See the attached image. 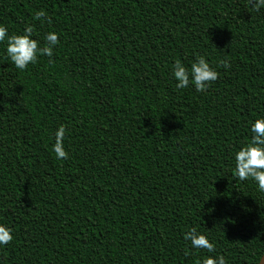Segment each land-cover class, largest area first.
I'll list each match as a JSON object with an SVG mask.
<instances>
[{
	"label": "trees",
	"instance_id": "obj_1",
	"mask_svg": "<svg viewBox=\"0 0 264 264\" xmlns=\"http://www.w3.org/2000/svg\"><path fill=\"white\" fill-rule=\"evenodd\" d=\"M44 9L51 23L33 20ZM45 47L25 70L0 44V264H258L264 192L233 154L264 116V8L247 0H0ZM203 55L218 79L176 89ZM227 63V67L224 66ZM63 124L68 158L51 145ZM195 227L215 252L189 250ZM185 253H188L187 255Z\"/></svg>",
	"mask_w": 264,
	"mask_h": 264
},
{
	"label": "clouds",
	"instance_id": "obj_2",
	"mask_svg": "<svg viewBox=\"0 0 264 264\" xmlns=\"http://www.w3.org/2000/svg\"><path fill=\"white\" fill-rule=\"evenodd\" d=\"M252 11L259 12L264 8V0H247ZM33 20L51 23V18L44 9L36 10ZM34 26L27 24L18 33H10L6 25L0 23V44L3 53L18 70H25L30 64L37 61L41 55L51 57L53 49L58 45V34L49 31L44 36L45 47H40L39 41L34 36ZM227 67V63L224 62ZM219 73L203 55H197L189 66L177 59L171 66V77L176 89H186L190 85L197 92H205L212 82L218 79ZM66 127L61 124L54 131L55 142L51 145L55 159H67L68 151L64 147ZM250 135L247 141L238 146L233 154L234 177L240 181L251 179L256 183L257 189L264 192V116L250 122ZM13 229L5 223H0V247H4L13 240ZM183 239L188 241L189 250H206L207 253L215 252V244L207 235L197 228H189L183 234ZM186 255L188 253H185ZM198 264H227L226 257L216 252L215 255H206L199 259Z\"/></svg>",
	"mask_w": 264,
	"mask_h": 264
},
{
	"label": "water",
	"instance_id": "obj_3",
	"mask_svg": "<svg viewBox=\"0 0 264 264\" xmlns=\"http://www.w3.org/2000/svg\"><path fill=\"white\" fill-rule=\"evenodd\" d=\"M258 264H264V252H263Z\"/></svg>",
	"mask_w": 264,
	"mask_h": 264
}]
</instances>
